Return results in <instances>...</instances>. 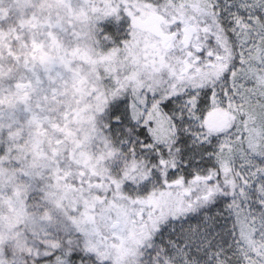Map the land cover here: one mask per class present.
<instances>
[{"label":"snow or ice","instance_id":"snow-or-ice-1","mask_svg":"<svg viewBox=\"0 0 264 264\" xmlns=\"http://www.w3.org/2000/svg\"><path fill=\"white\" fill-rule=\"evenodd\" d=\"M0 264H264V0H0Z\"/></svg>","mask_w":264,"mask_h":264}]
</instances>
